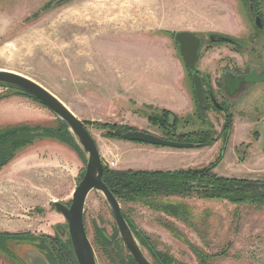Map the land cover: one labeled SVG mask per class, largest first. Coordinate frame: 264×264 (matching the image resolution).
Wrapping results in <instances>:
<instances>
[{
  "label": "rangeland",
  "instance_id": "rangeland-1",
  "mask_svg": "<svg viewBox=\"0 0 264 264\" xmlns=\"http://www.w3.org/2000/svg\"><path fill=\"white\" fill-rule=\"evenodd\" d=\"M55 1L0 0V14L15 16L19 26L36 22L35 27L24 32L22 40L21 33L14 39L2 37V41L7 38L10 42L0 53V68L16 70L43 85L83 121H98L86 127L104 164L112 169H144L153 167L151 164L176 163L175 158L148 151L162 146L105 136L99 123H115L164 137L144 115L165 107L138 102V94L149 91L146 85L156 88L161 82L160 73L149 70L153 59L150 53L153 50L171 57V61L178 60L175 66L166 64L174 74L182 61L173 33L204 26L209 31H195L202 38L197 67L209 77L217 103L226 109L219 110L209 101L208 109L203 112L198 107L199 112L193 100V109L172 111L179 118L175 133L207 127L213 136H219L227 113L232 114V125L235 120V131L226 140L218 138L211 145L187 148L185 151L192 154L185 156V163L189 162L187 168H199L217 161L213 169L216 174L264 182V81L242 83L231 95L223 81L225 71L239 76L233 71L242 75L264 69V26L257 27L255 14L244 0H63L52 5ZM47 3L49 8L44 11ZM212 34L226 35L238 44L213 41ZM14 43H21L29 52L13 53ZM135 58L141 62L134 63ZM181 66L184 85L192 94L186 66ZM17 95L30 103L0 105V124L18 117L33 123L55 122L56 116L48 108L26 95ZM200 116L205 120L201 121ZM50 143L45 140L29 146L0 169V233L53 235L55 225L64 224L62 214L54 210L51 201L70 202L75 177L85 163L68 147L52 149L46 146ZM176 199L191 208L189 221L138 203L119 204L155 247L176 261L196 264L201 254L207 253L210 264H264L263 204L162 197L168 203ZM84 223L92 245L98 229L112 236L116 226L101 191L88 193ZM1 238L5 241L0 243V264H29L26 243L17 242L13 236ZM93 247L97 264H114L102 249ZM113 252L118 256L115 247Z\"/></svg>",
  "mask_w": 264,
  "mask_h": 264
},
{
  "label": "trees",
  "instance_id": "trees-1",
  "mask_svg": "<svg viewBox=\"0 0 264 264\" xmlns=\"http://www.w3.org/2000/svg\"><path fill=\"white\" fill-rule=\"evenodd\" d=\"M244 1L248 4L251 12L259 15L264 23V0ZM43 8L46 11L49 8V3ZM40 13L42 11L37 12V15H34V17L39 16ZM186 72L190 77V72L187 68ZM197 72L200 73L198 69ZM202 84L203 87L207 86L211 88L210 79L207 75L202 78ZM0 85L6 89H15L13 93H7V91L0 93V99L8 97L10 94H22L43 105L35 97L15 86L4 83H0ZM192 94L197 111L200 112L199 106L196 103L193 86ZM205 98L203 112L208 109V103L211 101L208 100V96ZM212 106L214 107L215 105L212 104ZM225 109L222 108V110ZM139 112L145 114V111L139 110ZM144 116L147 117L150 124L162 131L164 137L183 142H193L196 147L211 145L218 138L226 140L232 127L231 113L225 115V122L219 136H213L210 131L211 129L207 127L184 133H175L179 118L167 108H160L159 111L147 113ZM200 120L204 121L205 119L200 116ZM89 122L94 124L98 121L84 120L85 125ZM99 126L105 130L104 135L109 138H121V132L132 128L118 126L110 122H100ZM45 140L68 147L69 150L76 154L79 160L85 163L84 151L77 143L66 123L56 117L53 124L33 123L26 120L0 124V169L24 149ZM216 162H211L207 166L199 168H180L174 170L112 169L107 164H104L102 180L119 202L138 203L147 208L165 212L173 217H183V220L186 222L189 221L188 216H190L191 208L183 204L180 199L168 203L163 202L162 197L175 195L180 198L196 197L207 200H226L239 204L252 203L264 205V182L257 179L216 174L213 171ZM122 212L140 247L148 253L155 264H184L176 261L168 252L158 250L150 237L137 227L129 216L125 214L124 210ZM168 228L171 230L170 226ZM3 236H13L17 239V242L22 241L26 243L29 249H35L40 252L50 264H77L68 235L61 236L57 231L53 235L43 232L31 233L30 231L23 233L2 232L0 233V243L2 244L5 241L2 240L4 238H1ZM93 245L97 248L99 247V249H102L109 255L113 259L114 264H137L119 238L116 228L113 229L111 237L98 229L93 240ZM113 247L118 250V256L113 252ZM192 248L196 250V248ZM201 255L196 264H210V255L207 253Z\"/></svg>",
  "mask_w": 264,
  "mask_h": 264
},
{
  "label": "water",
  "instance_id": "water-1",
  "mask_svg": "<svg viewBox=\"0 0 264 264\" xmlns=\"http://www.w3.org/2000/svg\"><path fill=\"white\" fill-rule=\"evenodd\" d=\"M63 0H56L52 3ZM255 23L261 26L259 16L255 17ZM215 37V38H213ZM183 64L190 72L191 84L200 109H203L205 100L202 78L196 71V62L199 55L200 39L192 31L180 30L173 33ZM211 40H228L221 35L212 34ZM230 40V39H229ZM224 86L231 92L239 83H254L264 81V69L259 73H247L238 76L225 71L223 74ZM0 83L15 86L39 100L56 117L66 123L77 143L86 154L83 170L76 177V185L69 203L60 200L51 201L55 211L62 214L64 224H56L55 229L61 235H68L73 255L77 264H97L94 247L87 235L84 223V204L91 190L101 191L109 205L116 229L124 246L137 264H154L144 253L129 227L119 201L102 180L104 162L99 154L97 144L88 131L84 121L78 118L57 96L35 80L15 71L0 68ZM216 106L217 101L213 100ZM126 140L141 143L167 146L173 148H190L195 144L169 139L141 129H129L121 133ZM25 258L29 264H50L48 260L37 250L28 249Z\"/></svg>",
  "mask_w": 264,
  "mask_h": 264
},
{
  "label": "crops",
  "instance_id": "crops-1",
  "mask_svg": "<svg viewBox=\"0 0 264 264\" xmlns=\"http://www.w3.org/2000/svg\"><path fill=\"white\" fill-rule=\"evenodd\" d=\"M25 16H27L26 13H25ZM15 18H16L15 16L14 18H11V17H6L0 14V53H2L3 50H5L4 45L10 42V40H8L7 38L5 40L3 39L2 41V37L9 35L14 39V37L16 36L15 34L21 33L22 37L20 40H22L24 38L23 37L24 32H27L28 31L27 29L31 30L36 25V22L35 23L30 22V23L24 24V26L23 25L19 26L18 23H16L17 19L14 21ZM207 28L208 27L201 26L195 29L189 28V27L185 29L188 31L195 32V31H204V30H207ZM13 45L15 46V49H13V53L19 52L21 50L24 51L25 53L29 52V49H27V47L23 46L21 43L20 45L14 43ZM118 48H119V44H118ZM150 54L153 55V56H150V59L152 58L153 59L149 62V64L151 65L149 70L160 73L161 82L156 88H151L150 84H149V87L146 85V87L149 88L148 89L149 91L145 92L144 94L139 93L138 102L151 104L156 107H165L175 113H180L181 111H187V110L193 109L192 94L186 89L184 85V74L185 73H184L183 66H181L183 65V63L181 62L177 65L175 69V73L173 74V72L170 73L168 71V69L170 68H168L166 64L171 63L173 64V66H175V64L179 62L178 60L171 61V57H168L167 55L162 56L161 54L160 55L155 54V51L153 50L151 51ZM117 55H118L117 57L120 59L119 50H118ZM132 60L134 63L135 61L141 62L140 58H135V60L134 59ZM117 62L119 63L120 61H117ZM152 62H155V63H152ZM7 70H11V69H7ZM11 71L16 72V70H11ZM137 71L138 70L136 69V72ZM139 71L141 72L142 70H139ZM141 82L145 83V79H142ZM4 90H7V89L0 85V93H4L3 92ZM18 96L19 95L17 94H10L8 97L0 99V105H8L9 107H14V106L17 107L18 103L24 104V102L26 101H29L30 103L29 99H26V98L20 99V97L18 98ZM136 99H137V96H136ZM2 118H5V116L3 117V114H2ZM24 118L25 117L12 118L13 119L12 122L25 120ZM8 119H6L7 121H4L3 123H9L10 121H8ZM234 131H235V120H233L232 129L229 135H231ZM46 146H48V148L51 147L52 149H56L58 147L63 148L62 145H57L55 142L54 143L52 142ZM157 146H160V145H157ZM162 147L156 148V149H153L151 147L148 151H150L151 155H165V157L175 158L176 163L174 165L173 164L169 165L168 162H164L162 164H151L153 165V167L144 168V169H162V170L164 169L165 170V169H178V168L188 167L189 162L185 163L186 161L185 156L191 155L192 154L191 151H188V152L185 151L187 148L171 147L170 149H166L165 146H162ZM160 165H165V166H160ZM76 177H75V180H76Z\"/></svg>",
  "mask_w": 264,
  "mask_h": 264
},
{
  "label": "flooded vegetation",
  "instance_id": "flooded-vegetation-1",
  "mask_svg": "<svg viewBox=\"0 0 264 264\" xmlns=\"http://www.w3.org/2000/svg\"><path fill=\"white\" fill-rule=\"evenodd\" d=\"M256 16H258V15H255V17ZM254 17V18H255ZM260 17V16H259ZM261 19V18H260ZM261 26L263 27L264 26V24H263V22H262V20H261ZM261 26H258L257 25V27H261ZM193 32V31H192ZM165 33V35H166V32H164ZM196 35H197V33L196 32H194ZM216 35H220V34H216ZM198 37H199V39H200V48H199V55H198V59H197V62H198V60H199V57H200V49H201V45H202V38L199 36V35H197ZM221 36H224L225 38H228V40H213V41H225V42H229V43H236V44H238V42L237 41H235V39H232V38H230V37H228V36H226V35H221ZM209 37V36H208ZM213 38H215V37H213ZM230 39V40H229ZM176 45H177V42H176ZM178 46V45H177ZM179 56H180V58H181V55H180V53H179ZM181 61H182V58H181ZM197 62H196V68L198 69V67H197ZM182 63H183V61H182ZM197 71V70H196ZM198 71L200 72L199 74H200V76H201V78H203L204 76H206V75H204V74H202L201 73V71L198 69ZM233 72H235L236 74H239V76H242L243 74H245V73H242V75L240 74V73H237L236 71H233ZM242 85V82L241 83H239L231 92H229V90L227 89V91H228V93L231 95V94H233L235 91H237V89H239L240 88V86ZM210 87H211V82H210ZM204 95H205V97L206 96H208V100H211V102L214 104V102H213V100H215L216 101V95H215V93H214V91H212L211 90V88H209V87H207V86H204ZM197 101V100H196ZM205 101H206V98H205V100H204V102L203 103H205ZM197 103V102H196ZM219 104V103H218ZM197 105H198V103H197ZM215 105V104H214ZM199 106V105H198ZM215 107H217L218 109H221L222 110V108H225V106L222 104H219V106H216L215 105ZM117 230V229H116ZM118 232V231H117ZM67 235V234H66ZM119 235V234H118ZM65 236V235H64ZM151 259V258H150ZM152 260V259H151ZM153 261V260H152ZM154 263V262H153ZM155 264V263H154Z\"/></svg>",
  "mask_w": 264,
  "mask_h": 264
}]
</instances>
